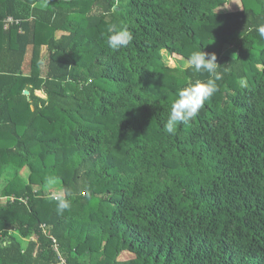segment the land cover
<instances>
[{
  "label": "trees",
  "instance_id": "obj_1",
  "mask_svg": "<svg viewBox=\"0 0 264 264\" xmlns=\"http://www.w3.org/2000/svg\"><path fill=\"white\" fill-rule=\"evenodd\" d=\"M225 2L0 0V264H60L52 239L64 264H264V0ZM200 50L219 90L168 134L210 77L163 54Z\"/></svg>",
  "mask_w": 264,
  "mask_h": 264
},
{
  "label": "clouds",
  "instance_id": "obj_2",
  "mask_svg": "<svg viewBox=\"0 0 264 264\" xmlns=\"http://www.w3.org/2000/svg\"><path fill=\"white\" fill-rule=\"evenodd\" d=\"M260 31L261 34H264V28H261ZM108 32L107 45L112 51L126 48L133 41V34L126 28L111 25ZM220 66L214 52L200 50L190 55L188 67L196 73H207L210 78L206 81H196L191 86L179 90L178 98L173 102L165 125V131L168 134L174 135L178 125L194 120L205 106V103L219 90L217 81L223 79V74L218 71ZM48 182L50 186H54L56 180L50 178ZM67 196H71V193L67 192ZM69 206V200L66 197L57 200V211L59 213H62Z\"/></svg>",
  "mask_w": 264,
  "mask_h": 264
},
{
  "label": "rangeland",
  "instance_id": "obj_3",
  "mask_svg": "<svg viewBox=\"0 0 264 264\" xmlns=\"http://www.w3.org/2000/svg\"><path fill=\"white\" fill-rule=\"evenodd\" d=\"M238 1V0H236ZM125 5V3H123ZM237 6H238V2H237ZM237 6H231L230 9L232 10H235L237 8ZM222 7V6H221ZM217 12L218 13H223L221 12L220 9H217ZM60 35L57 34V37ZM43 53H44V49L41 50ZM224 54H227L229 56H234L235 55V51H234V48H231L230 46H226L225 49H224ZM163 61L164 63L166 64L167 67L169 68H179V69H184L186 66H188V64L185 62V60L183 59H180V58H177L176 56H170V55H167V54H163ZM245 82L244 81H240V85H244ZM21 176L22 178L26 181L27 180V172L24 170L21 172ZM51 194L53 197H60L62 195V191L61 189H58L56 186H53L52 187V190H51ZM21 242H22V246L25 247L28 240L26 239H21ZM120 259L119 260H127V259H130L131 258V254L127 253V252H124L120 255L119 257Z\"/></svg>",
  "mask_w": 264,
  "mask_h": 264
},
{
  "label": "built area",
  "instance_id": "obj_4",
  "mask_svg": "<svg viewBox=\"0 0 264 264\" xmlns=\"http://www.w3.org/2000/svg\"><path fill=\"white\" fill-rule=\"evenodd\" d=\"M3 29L4 30H8L10 27L12 26H17L19 25V20L14 19L13 17H6L3 21ZM54 200H56V197H52ZM12 200V199H11ZM4 201V200H2ZM42 230L45 231V227L41 226ZM52 250L53 252L56 254L57 259L59 260L60 264H64V259L62 258V256L59 253L58 250V245L56 243V241L54 239H52Z\"/></svg>",
  "mask_w": 264,
  "mask_h": 264
},
{
  "label": "crops",
  "instance_id": "obj_5",
  "mask_svg": "<svg viewBox=\"0 0 264 264\" xmlns=\"http://www.w3.org/2000/svg\"><path fill=\"white\" fill-rule=\"evenodd\" d=\"M237 2H238V6H237ZM231 6H237V8L235 10H231L230 7ZM241 8L240 5V0L236 1V0H226V2L222 5V7L218 8L221 10V12L223 13H227V12H236L239 11ZM38 96L43 97V95L41 93H37Z\"/></svg>",
  "mask_w": 264,
  "mask_h": 264
}]
</instances>
